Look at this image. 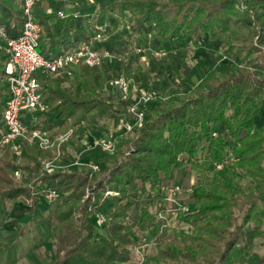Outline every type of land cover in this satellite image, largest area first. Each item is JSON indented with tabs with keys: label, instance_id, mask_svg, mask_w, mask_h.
Wrapping results in <instances>:
<instances>
[{
	"label": "trees",
	"instance_id": "trees-1",
	"mask_svg": "<svg viewBox=\"0 0 264 264\" xmlns=\"http://www.w3.org/2000/svg\"><path fill=\"white\" fill-rule=\"evenodd\" d=\"M162 1L116 0L106 7L112 15L109 25L106 11L99 14L95 28L106 25L102 28L105 36L125 22L132 23L130 32L114 37L119 55L126 60L124 75L135 77L131 68L135 48L152 43L165 52L174 51L179 48L175 41L184 31L198 44L204 33L226 30L232 17L250 29L253 56L211 69L191 89L171 94L163 105H148L145 123L133 136H118L116 153L100 163L102 168L94 178L76 168L43 172L42 163L53 156L54 148L25 144L27 154H23L19 164L12 159L10 147L4 149L0 193L6 194L7 201L36 207L42 198L34 194L35 189H54L59 193V201L51 203L49 213L40 218L57 245L55 259L48 258L47 264L130 262L141 241L139 232H149L161 223L158 215L165 206L159 186L174 169L187 165L204 180L195 190L196 209L178 215L191 230L164 225L155 239L157 252L147 256L142 264L243 262L249 245L262 234L264 125L256 128L254 116L264 106V0H167L179 8L171 20ZM193 3L197 6L196 15L181 20L182 12ZM20 15L21 6L15 0H0V27L7 37L20 35ZM69 22L72 25L75 20ZM65 23L60 21V28ZM86 39L91 40L89 36ZM4 45L0 36V125L6 88L1 82L7 79L9 60ZM76 46L77 41L67 50ZM142 70L139 66V74ZM113 78L106 63H80L72 75L62 72L49 76L45 85L51 97L49 109L40 114V121L32 128L46 131L57 143L60 135L73 128L98 124L108 112L119 113L115 103L101 93ZM63 82L69 85L64 86ZM219 125H224V132L218 129ZM202 134L207 135V144L197 156V138ZM229 154L234 159L231 164L226 159ZM211 163L221 164L222 168L210 170ZM19 169L25 173L27 183L15 179ZM240 169L250 178L247 191L238 186ZM107 189L115 194L101 201V192ZM153 203L158 205L156 212L151 211ZM98 211L109 215L108 224H96L94 214Z\"/></svg>",
	"mask_w": 264,
	"mask_h": 264
},
{
	"label": "rangeland",
	"instance_id": "rangeland-1",
	"mask_svg": "<svg viewBox=\"0 0 264 264\" xmlns=\"http://www.w3.org/2000/svg\"><path fill=\"white\" fill-rule=\"evenodd\" d=\"M112 1L113 0H57L56 4L60 5L61 2H64L68 5L73 6V4L78 3L84 7L87 5L86 2H90V4L94 5V8L91 13L92 16L94 14L98 15L102 11H106V6H108L109 3ZM15 3L21 6L20 0H15ZM162 3L167 5L165 8V14L167 15V18L169 20L175 18L179 12L178 6L167 0H163ZM61 8H57V10H63ZM196 13V4H190L182 12L180 16L181 20H186L187 18L196 15ZM106 14L107 23L109 25L111 22L112 15L109 10L106 11ZM126 17H129V13H126ZM230 21L231 24L226 30H219L215 33H204L201 37L198 38V44H195L191 38L189 39L185 35L186 31H184V35L175 41L179 48L173 52H165L164 55H158V53L161 54L162 52H164V49H158L152 43H147L141 48H135L131 53V56L133 58L131 68L133 70L135 79L139 80L147 78V82H149L150 85L147 84L145 85L147 86L146 88H144V86L141 89H139L138 86H132V89L129 91L128 94V97H130L128 100H125L123 98V94L119 92L122 100L128 102V104L136 102L138 99V93L150 90V92L155 93L154 99L151 103L163 105L164 100L170 98L171 94L186 92L190 89L193 84L200 81L199 73H201V71L205 72L210 68L223 66L224 64L229 62H242L247 57H252L253 52L251 46L253 40L251 39L249 33L250 29L247 26L237 22L236 17H232ZM131 29L132 23L125 22L113 34L107 35L105 38H102L100 40L94 39L92 42V45L95 50L100 54L106 56L104 63L109 64L111 72L114 75L113 80L118 77H126L130 79L131 83L133 82L131 77L124 75V67L126 66V60L124 57L119 55L114 42V37H116L118 34L130 32ZM2 33H4V29L0 27V36H2ZM145 51H148L150 53V56H148ZM139 66L143 68L142 73L140 74L138 71ZM56 75L57 74L47 75V78L44 81V86L43 83H41V89L43 90V92L48 77ZM104 89L101 91L103 97L106 100L115 103L118 109L120 106V104L118 103L121 102L117 97V94H106L105 97ZM116 116V112H108L106 116H104V118H102L98 122V124H105L106 126L108 125L109 128H111L112 130H116L117 128H119L118 126L116 128H114L113 126L117 118ZM119 124H121L120 128L122 129V122H119ZM218 129L224 132V125H219ZM134 132L127 134V136H133ZM197 142L199 145V151L197 153V156H201L202 148L204 145L207 144V135H199V137L197 138ZM95 148L99 149L96 152H98L100 156L98 157V159L95 160L89 159L88 162H101L102 164H104L105 161L104 156L100 152L101 149L98 146H96ZM226 159L227 162L230 164L234 162L233 155L231 154H229ZM204 162L209 163L205 160ZM219 165L221 164L216 165L214 163H211L210 170H214L215 167L220 168ZM78 170L82 171L81 169ZM238 172L240 173L238 186L247 191V187L250 184V178L244 176L241 169ZM15 179L19 181L16 177ZM164 182H166L170 186L180 185L182 191H177L173 194L171 193L170 196L182 202L186 206V212L196 209L197 202L195 199V190L197 187L201 186L204 183V180L199 178L197 174L191 170L189 165L183 168L174 169L171 172V175L166 180H164ZM163 195L168 196V194L162 193V196ZM57 201H59V199ZM42 202H48V204H51L45 199H42ZM167 204L168 206H173L175 203L168 201ZM260 206L264 210V198H261ZM150 208L152 212H156L158 209V205L156 203H153L150 205ZM49 211L50 208L45 207V211H42V213L44 215H47ZM178 215V211L175 212V214H168V224L177 230L190 231L191 227L188 224L180 222ZM260 227L262 229V234L256 237L253 242L249 245L248 253L245 257V260L243 262H238L234 264H264V221ZM24 229L26 230L27 226ZM97 229L98 231L103 232V228L97 227ZM156 232L158 233L157 235ZM160 232V226L144 234L139 232V236L141 238L139 246L141 244L144 245V254H147V256L153 255L157 252L155 239L160 234ZM56 251V242L50 237L47 240H43V243H37L34 254L40 261L45 263L46 258L56 257ZM140 258V253L136 249L133 259L126 264H138Z\"/></svg>",
	"mask_w": 264,
	"mask_h": 264
},
{
	"label": "built area",
	"instance_id": "built-area-1",
	"mask_svg": "<svg viewBox=\"0 0 264 264\" xmlns=\"http://www.w3.org/2000/svg\"><path fill=\"white\" fill-rule=\"evenodd\" d=\"M20 3V17L22 20L20 35L16 38H11L2 33L5 42L3 48L9 56V60L6 66L8 94L1 119L0 152L9 146L15 159L19 162L23 156L25 144L39 145L44 149L54 148L53 156L45 159L42 163L43 172L56 173L77 168L94 178L96 173L102 168L100 163L83 162L82 151L72 162H69L64 152L63 146L70 142L73 130L60 135L56 143L51 140L46 131L38 128L33 129L32 126L38 123V117L33 114H41L49 109V103L44 99L42 93L38 72H43L47 75L66 72L72 75L73 68L80 63L89 66L103 64L106 56L97 52L92 45L94 39L100 40L104 38L103 27L97 29L93 40L83 41L72 50L46 57L40 47L43 28L35 13L37 0H20ZM58 14L60 17H66L62 11ZM164 54L165 51L161 54L158 53V55ZM111 85L120 90L125 100L130 98L128 94L132 89V83L129 78L118 77L111 81ZM154 96L155 93L150 92V90L138 93L137 101L130 103L127 108L129 117L123 120L122 129L119 127L96 138L95 146L101 149L105 159L116 153L119 145L118 136H127V134L142 127L147 118L146 108L153 101ZM219 167L222 168V165H219ZM15 177L20 182L27 183V177L21 169L15 171ZM159 187L163 194H168V196L163 195L162 197L165 211L158 215L161 222L159 225L160 230H162L163 226L169 223L167 215L175 214L177 211L179 213L186 212V206L178 199L170 196L171 193L182 191L180 185L170 186L163 182ZM34 194L50 203L57 201L59 198V193L54 189H47L43 192L35 189ZM101 194V201H104L115 193L107 189ZM168 201L175 204L168 206ZM94 217L96 224L99 226L108 224L111 219L103 211H98L94 214ZM143 246L141 244L137 248L141 256L138 264H142L147 258V254H144Z\"/></svg>",
	"mask_w": 264,
	"mask_h": 264
},
{
	"label": "crops",
	"instance_id": "crops-1",
	"mask_svg": "<svg viewBox=\"0 0 264 264\" xmlns=\"http://www.w3.org/2000/svg\"><path fill=\"white\" fill-rule=\"evenodd\" d=\"M56 1L57 0H37L35 6L37 19L43 28L40 47L49 56L67 51V47L72 45L76 41L77 46L83 41H88L86 39V37L88 36L91 38V40H93V37L97 32L95 25L99 17V14H94L91 16L94 5L90 4V2H86L87 5L83 7L78 3H75L72 6L68 5L67 3L61 2L62 5H57ZM115 1L116 0H113L109 3V5L114 3ZM57 8H61L63 10H57ZM262 8L264 9V6ZM60 11L65 13V18L59 16L58 13ZM51 15H54L55 17L52 18ZM62 20L66 21V23L60 28L59 22ZM67 20H69L70 22ZM71 21L74 23L72 25L68 24V22L71 23ZM106 25H108V23H106ZM106 25H98V27L106 28ZM81 33H83L85 37H82L80 35ZM105 37L106 36L104 33V38ZM211 69L213 68H210L205 72L201 71V73H199L200 80H202L207 72ZM38 77L40 83H43L44 86V81L47 78V74L38 72ZM131 79L133 80L132 86H138L139 89L143 88L147 84L150 85L149 82H147V78L136 80L135 77H131ZM4 85L6 86V88L4 90L5 97L3 99V104L5 103V99L8 94L7 79L1 82V86ZM62 85L68 86L69 83L63 82ZM192 86L190 87V89L192 88ZM146 87L147 86H145L144 88ZM104 92L105 97L106 94H117V97L121 102L118 103L120 104V106L118 105L119 113H116L117 118L113 125L114 128H116L117 126L120 127L121 124H119V122H123V120H126L129 117L127 111L129 104L128 102L122 100L119 94L120 90L112 86L111 81L106 84ZM42 93L44 99L49 103V99H51V97L47 92L46 87H44V92L42 90ZM151 104L152 103H150L149 105ZM33 115L38 117L39 122L40 114L35 113ZM254 124L256 128L264 125V106L260 110L259 114L254 116ZM1 129L2 126L0 125V134ZM71 130H73V136L70 142L63 146L64 152L67 155L69 162H72V160H74L81 151L84 152V154L82 155L83 162H88L89 159H98L100 154L96 152L99 150L95 148L96 138L101 134L113 131L111 128H109L108 125L106 126L105 124L83 125ZM100 152L104 156V153L101 150ZM3 154L4 151L0 152V160L3 157ZM23 154H27L25 147L23 149ZM11 156L17 164L22 162L23 156L19 162L15 159L12 152ZM46 203L41 202L36 206V208L32 207L31 205H27L24 202H9L6 200V194L0 193V264H47L48 258H46L45 263H43L34 254L37 243H43V240H47L51 237L46 224L40 219L45 216L42 213V211H45V207L50 208L51 204H48V202ZM26 226L27 229L25 230L24 228ZM156 228L157 227H155L154 229ZM157 234L158 233L156 232V235Z\"/></svg>",
	"mask_w": 264,
	"mask_h": 264
}]
</instances>
